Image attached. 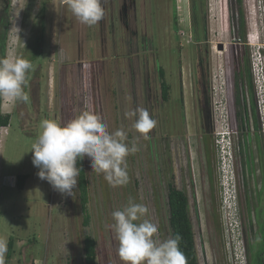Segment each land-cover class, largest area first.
Returning a JSON list of instances; mask_svg holds the SVG:
<instances>
[{"label":"rangeland","instance_id":"rangeland-1","mask_svg":"<svg viewBox=\"0 0 264 264\" xmlns=\"http://www.w3.org/2000/svg\"><path fill=\"white\" fill-rule=\"evenodd\" d=\"M102 6L103 18L88 26L65 0H0V59L32 64L28 101L0 96V115L10 114L9 125L0 127V240L7 249L14 238L11 264H85L86 234L97 240L96 264H124L113 211L130 199L145 204L144 218L157 225L159 240L171 238L172 181L188 193L200 264H245L244 225L226 188L234 160L244 174L246 164L254 167L258 144L264 154V54L258 52L264 0H102ZM241 7L246 43L238 37ZM161 67L171 86L168 101ZM137 108L156 120L147 139L127 115ZM85 110L99 114L109 132L123 130L126 143L138 148L126 158L123 186L92 172L84 157L89 226L78 184L74 197L61 194L39 179L32 162L44 120L67 123ZM228 133L236 152L228 150ZM23 173L29 177L18 189ZM260 256L255 248L251 264H262Z\"/></svg>","mask_w":264,"mask_h":264},{"label":"clouds","instance_id":"clouds-1","mask_svg":"<svg viewBox=\"0 0 264 264\" xmlns=\"http://www.w3.org/2000/svg\"><path fill=\"white\" fill-rule=\"evenodd\" d=\"M65 2L79 22L88 26L97 24L104 16L102 0ZM258 52L264 54V42ZM31 69L32 64L26 58L0 59V96L27 102L29 97L24 89ZM127 115L136 117L134 128L147 139L156 125L149 111L137 108ZM126 140L123 130L109 132L101 116L91 111L85 110L67 123L46 119L32 145V162L38 168L39 179L47 180L67 196H75L81 170L77 163L85 156L91 160L92 172L103 174L113 186H123L128 183L126 158L138 151L134 143L130 146ZM148 211L145 204L131 199L122 210L113 211L112 227L119 242L120 259L124 264H187L180 249L181 237L176 235L160 241L157 225L144 218ZM6 250L5 242L0 240V258Z\"/></svg>","mask_w":264,"mask_h":264},{"label":"trees","instance_id":"trees-1","mask_svg":"<svg viewBox=\"0 0 264 264\" xmlns=\"http://www.w3.org/2000/svg\"><path fill=\"white\" fill-rule=\"evenodd\" d=\"M242 3V0H239ZM238 37L240 41L246 43L247 30L245 14L240 8V22L238 29ZM159 75L161 78V91L164 100L168 101L170 97V84L166 81L164 68H160ZM236 84H239L241 78V70L238 69L235 73ZM10 120V114L0 115V127L8 126ZM79 167L80 175L78 177V195L80 198V206L83 215V223L89 226L91 223V212L89 208L90 192H89V181L85 169L84 158L80 159L77 163ZM28 174H19L17 178V188L23 189L26 183ZM168 211H169V225L171 229V238L179 235L180 249L186 257L187 264H200L197 254L196 235L194 230L193 221L190 215L189 209V196L185 189L177 187L172 181L169 183L168 190ZM84 263L85 264H96L98 260V247L97 240L91 234L84 236ZM14 252V238L11 236L7 244V254L5 257V264H11V258Z\"/></svg>","mask_w":264,"mask_h":264},{"label":"flooded vegetation","instance_id":"flooded-vegetation-1","mask_svg":"<svg viewBox=\"0 0 264 264\" xmlns=\"http://www.w3.org/2000/svg\"><path fill=\"white\" fill-rule=\"evenodd\" d=\"M227 135L231 140L228 150L230 148V151L233 149L236 152V142L232 143L231 134ZM258 147V157H255L254 151H251L254 167L246 164L247 169L244 174L237 171L234 160L233 174L229 183V189L233 192L230 193L232 212L240 217L244 225L245 264H251L255 248L259 251L262 264H264V154L261 152V144H258Z\"/></svg>","mask_w":264,"mask_h":264},{"label":"built area","instance_id":"built-area-1","mask_svg":"<svg viewBox=\"0 0 264 264\" xmlns=\"http://www.w3.org/2000/svg\"><path fill=\"white\" fill-rule=\"evenodd\" d=\"M226 149H227V148H226ZM229 183H230V182H229V181H227V185H228V186H227V188H226V189L230 191V189H229Z\"/></svg>","mask_w":264,"mask_h":264},{"label":"water","instance_id":"water-1","mask_svg":"<svg viewBox=\"0 0 264 264\" xmlns=\"http://www.w3.org/2000/svg\"><path fill=\"white\" fill-rule=\"evenodd\" d=\"M220 48H223V45H220Z\"/></svg>","mask_w":264,"mask_h":264},{"label":"crops","instance_id":"crops-1","mask_svg":"<svg viewBox=\"0 0 264 264\" xmlns=\"http://www.w3.org/2000/svg\"><path fill=\"white\" fill-rule=\"evenodd\" d=\"M126 13H127V12H126ZM126 13H125V14H126ZM126 15H127V14H126Z\"/></svg>","mask_w":264,"mask_h":264}]
</instances>
